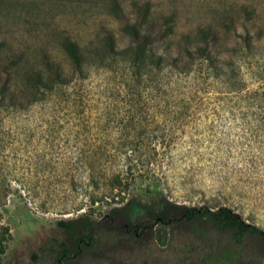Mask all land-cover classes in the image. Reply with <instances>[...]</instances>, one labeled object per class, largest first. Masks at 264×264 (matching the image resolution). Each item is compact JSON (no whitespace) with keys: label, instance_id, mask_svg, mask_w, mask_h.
Returning <instances> with one entry per match:
<instances>
[{"label":"rangeland","instance_id":"obj_1","mask_svg":"<svg viewBox=\"0 0 264 264\" xmlns=\"http://www.w3.org/2000/svg\"><path fill=\"white\" fill-rule=\"evenodd\" d=\"M113 1L0 0L9 88L0 89V264H53L57 242L74 245L58 221L102 220L130 200L226 206L264 231V0H117L116 12ZM147 2L154 38L174 18L171 39L156 44L170 54L200 26L219 31L213 64L154 58L135 74L120 53L101 60L106 30L123 50L124 25L146 26L137 5ZM66 38L92 53L82 72ZM34 70L49 80L30 82ZM158 229L118 231L66 264H190L219 253L190 228ZM213 236L239 261L264 264L258 237Z\"/></svg>","mask_w":264,"mask_h":264},{"label":"trees","instance_id":"obj_2","mask_svg":"<svg viewBox=\"0 0 264 264\" xmlns=\"http://www.w3.org/2000/svg\"><path fill=\"white\" fill-rule=\"evenodd\" d=\"M137 6L142 11L146 22L151 14L149 2L143 6ZM112 7L115 12L118 11L119 1L114 0ZM145 24L146 26L137 23L124 25V30L129 32L131 39L123 50H118L114 33L106 30L105 49L103 54H100L102 51L96 52L97 56L104 61L120 53L124 60L130 61V67L135 74H142L145 68L152 66L151 62L154 58L162 63L167 57L172 56L175 58L176 66L180 64V60L190 64L198 59L202 63L213 64L215 46L219 40V31L213 27L200 26L194 33L183 34L182 37L188 41L185 51L179 50L177 53L170 54L167 49H161L156 44L159 40L164 42L166 39L167 41L171 39L174 34V18L165 17L164 23L158 29L157 39L154 38L153 31L147 22ZM3 48L4 43L0 41V55ZM63 48L75 72H82L85 64L91 63L89 59L92 58L90 56L92 53L89 55L78 41L66 38L63 41ZM48 72L34 70L29 74L28 79L40 87L49 80L50 73ZM0 89L9 90L6 82L0 83ZM58 225L73 236L74 245L70 246L66 241L57 242L59 252L53 264H66L90 247L113 243L114 234L118 231L126 230L127 233L137 238L141 232L152 231L155 226H159L157 234L167 231L170 227L190 228L189 230L203 244L219 251L215 258L208 257L200 263L193 261L190 264H248L245 263L246 261L236 259L231 248H222L221 239L214 237L213 233L230 236L237 243H242L246 236L258 237L264 243L263 229L247 222L230 207L222 206L216 210L207 207L196 208L177 204L167 199L159 201L154 207L130 200L124 207L113 208L102 220H94L88 215H81L77 219L60 220ZM249 264H255V259L252 258Z\"/></svg>","mask_w":264,"mask_h":264}]
</instances>
